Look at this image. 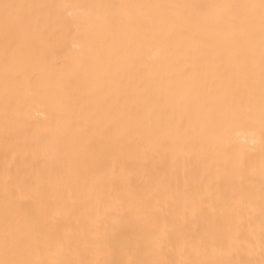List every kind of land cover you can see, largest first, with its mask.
Instances as JSON below:
<instances>
[{"label": "bare ground", "instance_id": "1", "mask_svg": "<svg viewBox=\"0 0 264 264\" xmlns=\"http://www.w3.org/2000/svg\"><path fill=\"white\" fill-rule=\"evenodd\" d=\"M0 264H264V0H0Z\"/></svg>", "mask_w": 264, "mask_h": 264}]
</instances>
